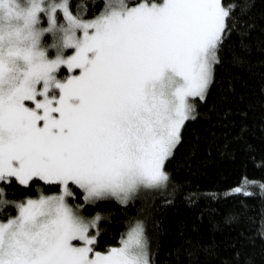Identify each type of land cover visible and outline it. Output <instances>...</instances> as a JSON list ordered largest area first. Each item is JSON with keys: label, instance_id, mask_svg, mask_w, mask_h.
Here are the masks:
<instances>
[{"label": "snow or ice", "instance_id": "obj_1", "mask_svg": "<svg viewBox=\"0 0 264 264\" xmlns=\"http://www.w3.org/2000/svg\"><path fill=\"white\" fill-rule=\"evenodd\" d=\"M56 11L43 0H0V181L38 179L59 192L19 203L18 215L0 223V264H149L139 224L119 247L94 251L89 231L100 217L85 219L66 197L74 187L85 203L126 202L167 183L165 162L195 119L191 101L206 97L230 13L221 0H114L85 23L65 8L67 26L51 45L75 48L65 60L49 59L42 43L58 30ZM65 64L80 74L57 81Z\"/></svg>", "mask_w": 264, "mask_h": 264}, {"label": "trees", "instance_id": "obj_2", "mask_svg": "<svg viewBox=\"0 0 264 264\" xmlns=\"http://www.w3.org/2000/svg\"><path fill=\"white\" fill-rule=\"evenodd\" d=\"M105 2L69 0V7L74 17L90 19ZM141 2L125 0L128 6ZM222 2L230 15L219 63L205 99L192 100L195 119L185 123L165 162L167 183L128 203H85L73 187L85 215L100 217L94 251L120 245L139 224L150 264H264V0ZM49 42L46 33L42 43ZM56 75L65 79L69 70L61 66ZM56 192L38 179L27 187L15 178L2 181L0 219L16 214L29 197Z\"/></svg>", "mask_w": 264, "mask_h": 264}, {"label": "rangeland", "instance_id": "obj_3", "mask_svg": "<svg viewBox=\"0 0 264 264\" xmlns=\"http://www.w3.org/2000/svg\"><path fill=\"white\" fill-rule=\"evenodd\" d=\"M19 2L21 4H26L28 3V0H19ZM120 3H123V4H126L125 3V0H119ZM114 3V0H106L105 2V8L104 10L98 14L97 16L93 17V18H90V19H78L76 17H74V15L71 13L70 11V7H69V0H43V5L46 6V7H50L52 5H55L56 8H57V11L54 13V16H55V19H56V24H57V31L55 32H49V38H50V42H49V45L46 47V51H47V54L49 56V59H55L56 58V55L57 54H60L62 56L63 59H68L69 57L75 55V48L74 47H51V45L58 39H60L62 37V32L59 31L60 28L62 27H66L67 26V18L65 16V13H64V9L67 8L68 12L74 17L76 18L78 21H81V22H91L95 19H97L99 16L103 15L108 9L109 7ZM144 2H141L135 6H128V7H136V6H139L140 4H143ZM163 3V2H162ZM156 4H160V3H156ZM221 6L224 7L223 5V2L221 0ZM225 8V7H224ZM226 9V8H225ZM58 11H60L61 13V19L58 18L57 16V13ZM61 20V21H59ZM39 26L42 28V29H46L49 27V21H48V13L47 12H44V13H41L40 15V23H39ZM47 33V32H46ZM45 33V34H46ZM44 34V35H45ZM76 35L79 37V38H82L83 37V31L80 30V29H77L76 30ZM49 49H51V51H49ZM91 55V54H90ZM62 66H65L67 69V65H62ZM58 70V69H57ZM69 70V75L65 78V79H61L59 78L57 75H56V72L54 73V76H55V79L57 81H66L67 79L71 78L72 76H76V75H79L80 72L79 70L77 72H74V70L76 69H68ZM38 91L40 92H43V89H38ZM55 92V93H53ZM58 95L59 94V90L58 89H51L50 92H49V95ZM51 98V96H50ZM38 99H43V96H38ZM192 102V101H191ZM27 104H29V106L31 107H34V103H30V102H26ZM193 103V102H192ZM165 171V170H164ZM1 182L0 181V187H1ZM158 188H161V187H158ZM152 189H157V188H148V187H141L139 189H137V191L135 193H133L129 199L126 201V202H123V203H128L130 201H132L134 198L142 195V193L144 192H148V191H151ZM70 191L73 192V195L71 196L73 199V202L71 200V197H66V201L67 203L74 207V208H77V206H79V214L81 216H83L85 219L87 220H91V219H94L95 217H97L98 215L97 214H93L91 216H87L85 215V213L83 212L82 210V207L80 205V202L78 200H76L75 198V193L73 191V188H70ZM59 194V192H56V193H53V194H44V193H41L40 195H38L37 197H29L28 199H39L41 195H44V196H47V195H57ZM109 198H113V197H109ZM28 199H26L25 201L21 202V203H24L26 202ZM116 199V198H115ZM18 215V208H17V212L16 214L12 215L11 217L7 218V219H0V223H6L8 219H11V218H15V216ZM136 225H132L128 232ZM97 229H98V221H97V224H96V227L90 229L89 231V235L91 237H94L95 240H96V235H97ZM127 232V233H128ZM127 233H126V236L124 238L127 237ZM143 236H144V239H145V242H146V247H147V253H148V260H149V264H150V258H149V248H148V243H147V239H146V236H145V233L143 231ZM82 243V242H80ZM78 246H79V243H78ZM120 245L116 246V247H119ZM106 252V251H105Z\"/></svg>", "mask_w": 264, "mask_h": 264}, {"label": "clouds", "instance_id": "obj_4", "mask_svg": "<svg viewBox=\"0 0 264 264\" xmlns=\"http://www.w3.org/2000/svg\"><path fill=\"white\" fill-rule=\"evenodd\" d=\"M4 13L3 12H0V23H4ZM49 51H51V49H49Z\"/></svg>", "mask_w": 264, "mask_h": 264}]
</instances>
